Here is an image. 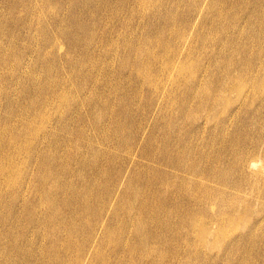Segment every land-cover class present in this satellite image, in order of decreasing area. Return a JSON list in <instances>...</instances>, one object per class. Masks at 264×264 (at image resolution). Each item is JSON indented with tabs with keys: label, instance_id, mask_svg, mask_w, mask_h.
I'll return each mask as SVG.
<instances>
[{
	"label": "rangeland",
	"instance_id": "obj_1",
	"mask_svg": "<svg viewBox=\"0 0 264 264\" xmlns=\"http://www.w3.org/2000/svg\"><path fill=\"white\" fill-rule=\"evenodd\" d=\"M216 1L0 0V262L264 264V98L246 89L213 107L195 97L264 72V0H227L215 30ZM179 139L207 161L219 150L227 181L217 171L201 181L223 201L152 218L143 183ZM248 233L258 243L237 250Z\"/></svg>",
	"mask_w": 264,
	"mask_h": 264
},
{
	"label": "bare ground",
	"instance_id": "obj_2",
	"mask_svg": "<svg viewBox=\"0 0 264 264\" xmlns=\"http://www.w3.org/2000/svg\"><path fill=\"white\" fill-rule=\"evenodd\" d=\"M143 0H141L142 2ZM37 4V3H36ZM35 4V5H36ZM142 4V3H141ZM147 4V3H146ZM227 4V5H226ZM140 5V4H139ZM145 5V4H144ZM229 2L227 0H217L215 3L210 4L209 9L210 11L215 15L214 16V29L216 30L219 25L220 22L217 21V19L221 18L222 16H224V13L227 11ZM143 6V4L141 5ZM140 7V6H138ZM144 7V6H143ZM233 7H235L236 9L238 8L237 4L234 3ZM145 9V8H144ZM140 10V9H139ZM141 11V10H140ZM50 12V11H49ZM147 12V11H146ZM145 13V12H144ZM142 14V11L141 13ZM144 15V14H143ZM229 16V15H228ZM234 18V17H233ZM231 21V20H230ZM232 22V21H231ZM233 24V23H232ZM259 24H260V28L263 29L264 27V17L263 15L259 16ZM252 29V27H251ZM192 32V31H191ZM242 34H249V28L247 31H242ZM255 36V34H253ZM71 41L70 44H76V40L74 38H72V36H69ZM253 37V36H251ZM72 42V43H71ZM188 43V42H187ZM186 47V44H185ZM240 50V49H239ZM258 55H263L264 54V47H260L259 51L257 52ZM155 56V55H154ZM239 56V55H238ZM164 60V59H163ZM179 61V60H178ZM178 64V62L176 63ZM247 64L249 65V72L252 73L250 71L251 69V60L247 61ZM143 66V65H142ZM146 66V65H145ZM179 66V65H178ZM181 66V65H180ZM169 67V66H166ZM176 67V66H175ZM183 66H181L182 68ZM146 68V67H145ZM263 69H264V64H263ZM148 70V69H147ZM146 70V72H147ZM145 71V70H144ZM174 71V70H173ZM149 73V72H148ZM173 74V73H172ZM249 75V73H248ZM217 81H220V79H217ZM150 82V81H149ZM221 82V81H220ZM151 83V82H150ZM148 83V84H150ZM246 89H248L247 93H252L253 98L255 99V97H262L264 98V72L260 75H255L252 78H238L237 80H233L231 79L228 83H222L220 85H216L213 84V86H201L200 90L198 93V96L196 95V100H198L199 105H204V104H209V105H213V107H216L217 105H227L229 103L227 94L230 92H237L238 94H242ZM194 92V89L192 87H189L186 89V92L184 93V97H189L190 95H192ZM229 95V94H228ZM163 97V96H162ZM61 100V98H60ZM26 104V103H25ZM60 107V106H59ZM65 108V107H64ZM66 109V108H65ZM47 110V109H46ZM59 110V109H58ZM61 110V109H60ZM68 110V109H67ZM66 110V111H67ZM55 112H57V110L55 109ZM49 115V114H48ZM47 115V116H48ZM36 119V118H35ZM34 119V120H35ZM49 120V119H48ZM42 123V122H41ZM31 124V123H30ZM3 126V125H2ZM35 126V125H33ZM38 126V125H37ZM118 126V131L119 130H124V128L121 125H117ZM5 127V126H4ZM22 127V126H21ZM45 127V126H44ZM2 128V127H1ZM34 128V127H33ZM17 129V128H16ZM42 130V128H41ZM40 130V131H41ZM37 131V130H36ZM33 132V130H32ZM1 133V132H0ZM21 133V132H20ZM31 133V131H30ZM37 133V132H36ZM35 133V134H36ZM11 135V133H8ZM33 134V133H32ZM134 134V132H133ZM9 135V136H10ZM13 135V134H12ZM19 135V133H18ZM137 134H134V136H136ZM34 136V134H33ZM32 136V137H33ZM17 137V135L15 136ZM31 137V136H30ZM145 137V136H144ZM165 138L168 139V135L165 136ZM10 139V138H9ZM12 139V137H11ZM17 139V138H16ZM34 139V138H33ZM30 138V140H33ZM29 140V138L27 139ZM29 140V141H30ZM10 141V140H9ZM28 141V142H29ZM18 142V141H17ZM20 142V141H19ZM27 142V141H26ZM27 142V143H28ZM150 146L154 145L156 143V139H154L152 136L151 138H149L148 140ZM8 144V143H7ZM17 144V143H16ZM20 144V143H19ZM32 144V143H31ZM10 145V143H9ZM29 145V144H28ZM140 145V144H139ZM16 146V145H15ZM19 146V145H18ZM185 143L183 141V139H179L177 143H169L166 140V144L165 146L162 147L159 155H156L157 161H159V164L161 165V167L159 168H153L151 169L153 172V175H151V178H147L143 184H146L148 187L147 189L149 190V192H147V197L152 204H154V208L153 206H147L146 204H142V212L145 213L146 212H150L153 217L152 218H156L157 216H162V217H170L173 214H178L179 217H195L197 216V214H200L198 212V207L201 204H205L206 201L208 199H213V200H222V197H217L215 196H211L209 195V188L207 187V185H205L201 179L202 176L201 175H205L207 177L210 176H214L215 172L217 171L218 173H216L218 175L219 181L221 184H223L224 182H226V178H227V174L228 172L224 171V169H220L222 168L221 165L219 164L221 163L220 160V156H219V150L215 151L217 156H211L210 160L212 161H207V159L205 158L206 155H208L209 153H204L202 151H194V155L191 156L190 153L186 152L184 149ZM23 147V146H22ZM10 146L8 147L9 150ZM29 148V147H28ZM16 149V148H15ZM26 149V148H25ZM3 150V149H2ZM6 150V149H5ZM17 150V149H16ZM23 150V149H22ZM28 150V149H27ZM12 151V150H11ZM14 151V150H13ZM138 151V150H137ZM4 152V151H3ZM21 152L17 150V153ZM80 152V151H79ZM7 153V152H6ZM143 153H145L146 155L149 156V148L147 146V148H145V150L143 151ZM22 155V153H21ZM20 155V156H21ZM136 156V155H135ZM9 157V155H8ZM12 157V156H10ZM16 157V156H15ZM14 158V157H13ZM17 158V157H16ZM134 158V157H133ZM203 159L206 163V165L200 166V164H198V159ZM12 159V158H11ZM19 159V158H18ZM135 159V158H134ZM7 160V159H5ZM8 161V160H7ZM19 161V160H18ZM22 161V160H21ZM14 162V161H13ZM24 162V161H23ZM17 163V162H16ZM13 163V164H16ZM27 163V161L25 162ZM19 164V163H18ZM17 164V166H18ZM5 165V164H4ZM9 165V162H8ZM12 165V164H11ZM26 164H24L25 167ZM3 166V165H1ZM16 166V167H17ZM9 167V166H8ZM233 168L234 170L237 171H242L243 166L241 164H233ZM3 169V168H2ZM19 169V168H18ZM17 169V171H18ZM24 170V169H23ZM150 170V171H151ZM1 171V169H0ZM12 171V170H11ZM20 171V169H19ZM8 172V171H7ZM14 172V171H13ZM23 172V171H22ZM15 173V172H14ZM1 175V174H0ZM4 175V173H3ZM2 176V175H1ZM0 176V177H1ZM8 176V175H7ZM18 176V174H17ZM7 178V177H6ZM11 178V177H10ZM12 178H16V177H12ZM21 178V177H20ZM4 179V178H3ZM14 180V179H13ZM3 181V180H2ZM17 181V180H16ZM7 182V181H6ZM9 182V181H8ZM29 182V181H28ZM258 182L262 183L264 185V176L261 174L260 177H258ZM1 183V181H0ZM15 183V181H14ZM3 184V183H2ZM7 184V183H6ZM5 184V185H6ZM9 184V183H8ZM13 184V183H12ZM51 185V184H50ZM122 187V186H121ZM8 189V188H7ZM26 189V188H25ZM33 190V189H32ZM31 190V191H32ZM35 190V189H34ZM26 191V190H25ZM27 192V191H26ZM120 192V191H119ZM32 194V192L29 191V194ZM37 193V192H36ZM31 197V195H30ZM144 198V197H143ZM172 204L173 206L170 207L169 205ZM187 205H191V208L188 207ZM43 206V205H42ZM41 206V207H42ZM44 207V206H43ZM112 207V206H111ZM195 207V208H193ZM193 208V209H192ZM213 209V208H212ZM110 210V209H109ZM228 210V209H227ZM111 211V210H110ZM229 211V210H228ZM244 213V212H243ZM109 214V213H108ZM239 214V213H238ZM242 214V213H240ZM243 215V214H242ZM239 216V215H238ZM108 217V216H107ZM106 217V219H107ZM240 217V216H239ZM244 217V215H243ZM223 218V216H222ZM243 219V218H242ZM245 219V218H244ZM49 220V219H48ZM239 220V219H238ZM87 221V220H86ZM203 221V220H202ZM201 221V222H202ZM225 222V220H224ZM223 223V222H222ZM230 223V222H229ZM145 224V223H144ZM212 224V223H210ZM217 224V222H216ZM215 224V225H216ZM233 224V223H232ZM203 225V223H202ZM200 226V223H199ZM229 226V225H228ZM197 227V226H196ZM203 227V226H202ZM200 227V229L202 228ZM232 227V226H230ZM229 227V229H230ZM237 227V226H236ZM198 228V227H197ZM209 228V226H208ZM219 228V227H218ZM196 229V228H195ZM203 229H205L203 227ZM228 229V230H229ZM210 230V229H209ZM215 230V229H213ZM221 230L220 228L218 229V231ZM227 230V229H226ZM233 230V228H232ZM202 231V230H201ZM200 231V232H201ZM217 231V233H219ZM223 231V230H222ZM231 231V230H230ZM233 231H238V230H233ZM131 232V230H130ZM196 232V231H195ZM199 232V233H200ZM211 232V231H210ZM227 232V231H226ZM221 233V232H220ZM225 233V232H224ZM237 233V232H236ZM235 233V234H236ZM208 234L206 231H202L201 232V236L202 235H206ZM210 234V233H209ZM227 234V233H226ZM224 234V235H226ZM234 234V233H233ZM218 235V234H217ZM215 235V236H217ZM232 235V233H231ZM67 236V235H65ZM70 236V235H69ZM67 236V237H69ZM199 236V237H201ZM209 236V235H208ZM153 235H150V238H152ZM222 237V235H221ZM73 238V237H72ZM148 238V236H146V239ZM208 237H206L205 239H207ZM225 239V237H223ZM71 239V238H70ZM200 239V238H199ZM203 239V241L205 240ZM218 239V237H217ZM66 240V239H65ZM69 240V239H68ZM216 240V239H215ZM227 240V238H226ZM74 241V240H73ZM145 241L144 238L140 239L139 243H134L133 245L136 246V248L143 250L145 248V245L143 244V242ZM201 241V240H200ZM214 240L212 239V242ZM217 241V240H216ZM68 242V241H67ZM71 242V241H70ZM128 242V241H127ZM126 242V243H127ZM237 242V250L239 249V247L242 245H254L258 243V236L254 235L253 233H248L247 235L241 236L239 238V240H236ZM63 243V242H62ZM72 243V242H71ZM70 243V244H71ZM199 243V242H198ZM203 243L206 244V241H204ZM61 244V243H60ZM67 244V243H66ZM109 244V243H108ZM121 244V243H120ZM202 245V244H201ZM110 246V244H109ZM108 246V247H109ZM206 246V245H205ZM204 246V247H205ZM126 247V246H125ZM68 248V246H67ZM66 248V249H67ZM93 248V247H92ZM203 249V248H202ZM107 250V249H106ZM105 250V251H106ZM205 250V249H204ZM203 250V251H204ZM97 251V249H96ZM104 251V252H105ZM68 252V251H67ZM74 252V251H73ZM103 252V251H102ZM89 253V252H88ZM91 254V252H90ZM71 255V254H70ZM74 255V254H73ZM99 255V254H98ZM76 257V256H75ZM256 260L258 259V256H256ZM26 256L21 257V260L14 263V262H6L5 260H2L0 262V264H25L24 262H27L28 260H25ZM100 258V257H99ZM82 259V258H81ZM86 259V258H85ZM104 259V258H103ZM109 259V258H108ZM84 260V259H82ZM91 260V259H90ZM98 260V259H97ZM248 258H242L240 259V261L238 262V264H246L248 262ZM76 262V261H75ZM91 262V261H90ZM75 264V263H74ZM83 264V262H82ZM88 264V263H87ZM108 264V263H106ZM204 264H209L208 262H205Z\"/></svg>",
	"mask_w": 264,
	"mask_h": 264
}]
</instances>
